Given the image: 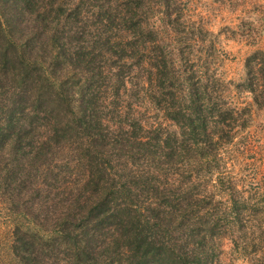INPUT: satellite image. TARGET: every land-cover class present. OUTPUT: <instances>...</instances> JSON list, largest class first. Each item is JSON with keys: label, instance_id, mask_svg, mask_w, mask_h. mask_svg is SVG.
<instances>
[{"label": "trees", "instance_id": "16d2710c", "mask_svg": "<svg viewBox=\"0 0 264 264\" xmlns=\"http://www.w3.org/2000/svg\"><path fill=\"white\" fill-rule=\"evenodd\" d=\"M174 2L0 0V264H217L221 236L248 247L264 188L223 169L249 152L251 107L191 59L203 29ZM244 68L234 87L257 106L264 52Z\"/></svg>", "mask_w": 264, "mask_h": 264}, {"label": "rangeland", "instance_id": "374dc122", "mask_svg": "<svg viewBox=\"0 0 264 264\" xmlns=\"http://www.w3.org/2000/svg\"><path fill=\"white\" fill-rule=\"evenodd\" d=\"M157 7L161 10L160 5ZM170 13L176 14L175 17L188 28L193 25L203 29L204 40L201 44L193 43L192 53L196 55L191 59L200 56L201 62L206 60L209 72L223 81L224 94L251 107L252 123L245 132L253 135L249 152L226 155L223 174L236 180L239 188L250 181L264 188V94L259 97L258 105L253 106L252 97L246 92L238 94L241 91L234 87L245 75L246 58L255 50L264 52V0H175ZM195 37L199 41L200 36L196 34ZM198 44L205 47L199 50ZM164 125L174 129L169 122ZM0 214L3 216L0 221L3 242L11 223L3 210ZM246 239L248 247L244 251L234 249L230 234L217 239L220 250L217 264H264V211L248 226ZM253 241L258 245H251Z\"/></svg>", "mask_w": 264, "mask_h": 264}]
</instances>
